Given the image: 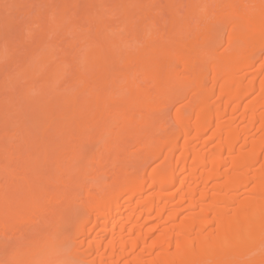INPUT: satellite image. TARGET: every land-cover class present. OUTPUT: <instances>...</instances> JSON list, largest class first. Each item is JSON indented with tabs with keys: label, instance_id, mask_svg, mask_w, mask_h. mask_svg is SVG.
<instances>
[{
	"label": "bare ground",
	"instance_id": "6f19581e",
	"mask_svg": "<svg viewBox=\"0 0 264 264\" xmlns=\"http://www.w3.org/2000/svg\"><path fill=\"white\" fill-rule=\"evenodd\" d=\"M14 1L0 264H264V0Z\"/></svg>",
	"mask_w": 264,
	"mask_h": 264
},
{
	"label": "rangeland",
	"instance_id": "374dc122",
	"mask_svg": "<svg viewBox=\"0 0 264 264\" xmlns=\"http://www.w3.org/2000/svg\"><path fill=\"white\" fill-rule=\"evenodd\" d=\"M25 0H17V4H19V2L22 4V2H23V5H26L27 3H29V5L31 4V3H33V2H31V1H35L34 3H33V5H32V7L34 6V9H33V12H30L29 14H30V17H31V13H33V15H34V11L36 12V9H38L39 7L41 8V7H44V8H41V9H45V5L47 4V3H49V1L47 2V3H45V5H43V3L45 2V0H44V2L42 1V4H41V0H29V2H28V0H26L25 2H26V4H25V2H24ZM47 1V0H46ZM72 1H74L75 2V4L74 5H76L77 7H78V5L77 4H81V2L83 3V5L81 4V5H79V8L81 7V6H84L83 8H80L81 9V11L83 10V9H85V8H88V5H89V3L91 2V0H89V3H88V0H86L87 2H85V0L83 1V0H80V3H79V0L77 1V0H72ZM77 1V2H76ZM95 1H97V0H95ZM107 1L108 0H98V2H104V4H107V7H112V6H114L113 5V0L110 2V0H109V2L110 3H107ZM155 1V0H154ZM161 1V4H162V1L163 2H165L164 0H160ZM159 1V2H160ZM15 3H16V0L14 1ZM52 2L54 3V2H56L55 0H52L50 3L52 4ZM57 2H58V0H57ZM106 2V3H105ZM149 2H151L150 4L151 5H154V2L152 3V1L151 0H149ZM148 1H147V3H149ZM157 2H158V0H157ZM38 3V4H37ZM59 3H60V1H59ZM77 3V4H76ZM84 3H85V5H84ZM86 3H87V7H86ZM21 4H19V5H21ZM37 4V5H36ZM39 4H40V6H39ZM55 4V3H54ZM110 6H109V5ZM155 4H157L156 2H155ZM165 4V3H164ZM28 4H27V6H29ZM57 5V4H56ZM1 6V5H0ZM38 6V7H37ZM53 6V5H52ZM58 6H59V4H58ZM16 7V6H15ZM14 6L12 7V9H9V10H5V11H7V12H5L1 7H0V12H1V10H3L0 14H2V16H4V17H7L6 15H5V13H7V15H10L11 16V14L13 13L14 14V16H13V22H12V19L9 21V22H5L6 23V26H5V24H4V29H3V35L2 36H0V41L3 43V42H5L6 40L8 41V45H10L11 46V44H12V48L15 46H18L17 48H19V45L18 44H16V43H19L18 41L20 40V33H21V36H23L22 37V39H27L28 40V38H29V35H31L32 33L34 34V32L36 31H34V32H32V33H30V34H28V32H23V30L25 31V29L27 28V25L24 27L23 25V22L24 23H26L25 21L27 20V18H28V20H29V16H27L26 18H25V15H24V13H23V11H25V10H23L22 8H21V6H19V8H21L22 9V11H21V9H19L18 8V6L15 8ZM25 7V6H24ZM31 7V8H32ZM50 7H51V5H50ZM49 7V8H50ZM52 8V7H51ZM56 8V7H55ZM72 8H74L73 6H72ZM13 9H17V10H15L16 12L18 11V14L16 13L15 14V11L13 10ZM47 9V8H46ZM19 11H21V13L19 12ZM5 12V13H4ZM22 14V15H21ZM28 14V15H29ZM15 15H17L16 17H15ZM33 15H32V17H31V19L33 18ZM9 17V16H8ZM16 18V19H15ZM3 17L1 18V21L3 22ZM17 19H23V22H22V20L20 21L21 23H20V25H19V20H17ZM15 20H17V21H15ZM44 20H45V18H44ZM44 20H42V22L44 21ZM46 22H47V18H46V20H45ZM44 21V22H45ZM49 21V20H48ZM10 22H12L11 24H10V27H9V31L7 30L8 29V27H7V23H10ZM17 22H18V24H17ZM46 24V23H45ZM48 24V23H47ZM0 25H2V28H3V23H1L0 22ZM19 25V26H18ZM11 26H13L14 28L12 29V27ZM23 28H22V27ZM7 27V28H6ZM17 27H18V30H17ZM19 27L20 28H22L21 30L19 29ZM2 28H1V26H0V30H2ZM36 28V27H35ZM17 30V32H16V30ZM37 29V28H36ZM5 30V31H4ZM12 30V31H11ZM27 31H29L28 29H26ZM38 30V29H37ZM31 31H33V30H31ZM30 31V32H31ZM5 32V33H4ZM11 33H12V36H11ZM9 34V35H8ZM17 34H19L18 35V38H15V36L17 37ZM27 34V35H26ZM7 35V36H6ZM24 35H26V36H24ZM39 35V34H38ZM5 36H6V38H5ZM8 36H9V39H8ZM14 36V38H12ZM34 36H36L35 34H34ZM2 37H3V41H2ZM11 37V38H10ZM65 37V36H64ZM32 37L30 36V39H29V41H31V42H33V40L31 39ZM41 38H43L42 36H41ZM17 39L18 41H15V40ZM21 39V42H20V46H21V49H23V51H26L27 50V47L31 44H33V43H29V41H25V40H22ZM33 39H34V37H33ZM38 39H40V36L38 37ZM11 40V41H10ZM13 40V41H12ZM7 41L5 42V44L7 45ZM15 41V42H14ZM64 42L66 41V39L65 40H63ZM62 41V42H63ZM22 42H24V43H22ZM26 42H27V44H26ZM36 42H38V41H36ZM35 42V43H36ZM66 43H67V41H66ZM65 43V44H66ZM24 44V45H23ZM38 43H36V45H37ZM26 45H28V46H26ZM64 45V44H63ZM67 45V44H66ZM65 45V46H66ZM61 47H62V45H60ZM24 47V48H23ZM33 47H35V46H33ZM17 48H14V51H16L17 50ZM30 48V47H29ZM31 49V48H30ZM33 49V48H32ZM32 49L30 50V51H32ZM23 51H21L20 50V48H19V52L20 53H22V55L21 56H23ZM12 53L11 54H13V50L11 51ZM19 52H17V54H18V56L19 57H21L20 55H19ZM15 53V52H14ZM10 54V52L8 53V55H5V57L2 59V61L0 62V76H2V73H3V76L5 75V73H6V75H5V77H3L2 76V79L5 81V79L7 78V82L9 81V79H10V77L13 79V78H18V75H22V74H20L21 73V71H20V73H17V71H18V69L17 70H15V68H13V67H16V66H13L12 67V65L13 64H15V62L19 59V57H17V58H14V57H12V55ZM16 54V55H17ZM11 57H10V56ZM15 54H13V56H14ZM16 55H15V57H16ZM9 58H10V60H9ZM13 60V62H12V60ZM7 60V61H6ZM16 60V61H15ZM10 61V62H9ZM21 61V58H20V60L18 61V62H20ZM23 62H24V60H22ZM12 62V64L10 65V63ZM18 62H16V64H18ZM10 65V66H9ZM18 65H20V64H18ZM17 65V66H18ZM22 65V64H21ZM4 66V67H3ZM8 66V67H7ZM3 68V70H2V72H1V69ZM10 68H11V70H10ZM18 68V67H17ZM7 69H8V71H7ZM13 69L15 70V71H13ZM20 70V69H19ZM9 71H12V72H9ZM9 72V73H8ZM9 74H11V75H9ZM10 76V77H9ZM20 79H22V78H20ZM3 80H0V90H1V92L2 93H0V103H2V105H3V103L5 104L6 102H7V104H9V103H11L10 101H9V103H8V101L6 100V98L7 99H9V97L8 96H11V95H13L14 96V94H15V97L17 96V98H19L18 97V94H20L19 92H18V94L15 92V87H14V85L13 86H8V84H9V82H8V84L6 85V83H4L3 84ZM13 81V80H12ZM11 81V82H12ZM15 81V80H14ZM16 81H18V80H16ZM20 81V80H19ZM22 81H24L23 79H22ZM22 81H21V84H22ZM11 82H10V84H11ZM25 82V81H24ZM2 83V84H1ZM19 83V82H18ZM15 84V83H14ZM16 84H17V82H16ZM15 84V85H16ZM18 85V84H17ZM19 85H20V83H19ZM25 85V84H24ZM8 86V87H7ZM12 87V88H11ZM2 88H3V91H2ZM11 88V89H10ZM14 89V90H13ZM18 89V88H17ZM20 90H22L21 88H20ZM6 91V92H5ZM11 91V92H10ZM14 91V92H13ZM4 92H5V94H7V96H5L4 95ZM10 93V94H9ZM4 96H5V98H4ZM24 96V95H23ZM11 98V97H10ZM3 99L4 100H6L5 102H3ZM10 100V99H9ZM11 101H12V99H11ZM17 101V99L15 100V102ZM18 102H19V105H20V108H22V105H23V103H24V105L26 106L27 105V102L26 101H24L23 103H22V100L21 101H19L18 100ZM17 102V103H18ZM1 105V104H0ZM12 105H13V107H12V111L14 110V109H16L17 108V106H18V104L15 106V104H13V102H12ZM28 106V105H27ZM10 107V106H9ZM32 110L33 109H31V112H32ZM30 111V110H29ZM35 112H37V110H35L34 111V113ZM28 114L30 115V112H28ZM32 115V114H31ZM33 115H35V114H33ZM38 116H40V114H38ZM31 117V116H30ZM38 125V124H37ZM41 126L42 125H38L37 126V128L38 129H40L41 128ZM164 126L165 127H167V128H171V126H172V123H171V120H169L166 124H164ZM36 127V126H35ZM87 145H88V147H90V149H93L95 152L96 151H100V148H101V145H99V144H97V142H87ZM94 152V153H95Z\"/></svg>",
	"mask_w": 264,
	"mask_h": 264
}]
</instances>
